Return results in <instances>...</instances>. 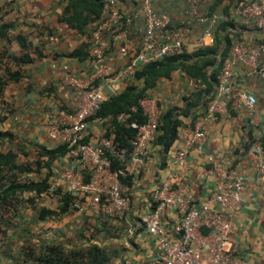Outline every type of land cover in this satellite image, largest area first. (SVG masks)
I'll return each mask as SVG.
<instances>
[{"label": "crops", "instance_id": "0c3cea01", "mask_svg": "<svg viewBox=\"0 0 264 264\" xmlns=\"http://www.w3.org/2000/svg\"><path fill=\"white\" fill-rule=\"evenodd\" d=\"M70 0H0L7 5L4 22L11 23L8 38H0V51L8 59L19 58L28 52L31 61L22 66L23 76L19 81L9 82L0 90V130L13 135V143H0V151L10 146H20L26 153H19L17 162L29 165L31 171L23 167L19 172L24 179L42 180L48 173L46 166L36 172L33 164L40 151L55 150L60 145L51 140L44 130L48 122L59 121L71 113L74 78L102 89L107 98L120 94L128 84L135 83V77L127 71L129 55L141 47L144 31V15L140 0H116L119 10L132 17L126 25L124 38H119V29L111 25L104 36L106 49L102 55H94L90 35L97 22L89 21L81 28L66 20L71 15L67 10ZM105 0H103L104 3ZM215 0H156L155 10L160 17L168 19L169 27L181 29L185 33L184 53L193 54L200 48L211 46L205 32L212 31L214 37L221 20L224 7L229 6L232 18L238 26V40L245 43L264 41V27H257L252 20H243L234 13V2L229 0L214 7ZM22 34L30 46L22 50L16 36ZM125 46L129 54L120 53ZM79 55H74L75 51ZM103 65L109 73H99ZM11 70L18 69L11 62ZM0 66V76L5 74ZM96 76V77H93ZM232 93L222 98L221 110L210 115L204 106L189 109L186 97L194 96L197 84L194 78L181 70H174L170 78L161 77L150 90L151 96L161 99L163 113L176 108L182 120L178 137L167 152L153 143L144 167L133 174L126 194L131 200L130 211L121 219L105 214L100 207L92 209L83 204L62 217L38 219L31 205L21 209L23 217L14 221L0 238V264H15L20 247L27 240L61 242L67 247L98 243L107 248L111 255L109 264H154L158 254L157 243L141 224V216L153 208L151 192L169 174L176 177V187L187 189L193 197V206L199 207L215 190L222 179V171L230 167L237 169L243 177L241 208L233 217L234 231L231 238L233 251L241 258L242 264H264V187L261 175L256 172L250 160L248 147L251 143L264 139V76L255 72L246 73L241 65L234 66L231 78ZM249 92L256 98L252 112L239 92ZM207 129V138L201 147L191 148L179 160L177 153L184 149L180 133L189 134L199 127ZM108 132L105 119L96 115L88 119L85 137L87 142L97 143ZM113 136V135H111ZM244 147V151L241 148ZM80 163L70 152L57 156L50 164L49 183L51 190L46 193L55 205L39 204L36 208L55 209L58 196L53 190H66L62 177L69 168L78 169ZM32 211L37 223L52 222L53 231L37 230L36 222L28 218ZM78 212L82 220L75 231L60 228L66 216ZM172 214H166L170 223ZM79 224V222H78Z\"/></svg>", "mask_w": 264, "mask_h": 264}, {"label": "built area", "instance_id": "2783aa9c", "mask_svg": "<svg viewBox=\"0 0 264 264\" xmlns=\"http://www.w3.org/2000/svg\"><path fill=\"white\" fill-rule=\"evenodd\" d=\"M144 15V31L141 47L129 55L127 71L132 73L142 66L159 61L166 56L184 53L185 33L181 29L169 27L168 19L160 17L155 10L156 0H140ZM234 13L243 20H252L259 28L264 27V0H236ZM132 22V17L123 14L116 0H105L102 18L95 25L90 35L94 55H102L106 49L103 39L111 25L119 29V38H124L125 26ZM242 28L239 26L238 31ZM205 37L214 43L212 31L207 30ZM120 53L128 55L125 46ZM241 65L246 73L255 72L264 76V41L245 43L235 40L230 48L229 57L225 61L215 98L208 106L210 115L219 112L222 98L232 93L231 78L234 66ZM99 73H109V69L101 65ZM96 77V76H93ZM74 92L72 95L71 113L59 121L48 122L44 130L48 137L59 143L74 146L70 153L78 159V169L65 170L62 177L66 190L74 195L82 194L93 205L116 218H123L131 208V200L126 194L123 178L140 171L149 156L152 144L159 135V122L163 115L161 99L148 96L139 101L140 108L147 120L144 123L132 122L131 127L137 133L133 141V149L128 158L123 152L114 149L110 137H102L98 143H83L88 119L96 115L107 100L102 89L77 78L72 79ZM243 99L252 110L256 98L249 92L236 94ZM125 118L124 114L120 115ZM185 148L177 153L182 160L191 148H199L207 138V129L199 127L189 134L180 133ZM126 159L122 168L113 169L107 151ZM244 147L241 151H244ZM251 163L261 175L264 187V139L251 143L248 147ZM89 180H85L86 174ZM222 179L214 192L199 207L193 206L191 193L176 187V177L169 174L151 192L153 208L141 216V224L155 238L158 254L154 264H242L241 258L231 247L234 231L233 217L241 208L243 177L235 168L222 171ZM78 209L82 208L79 201ZM166 214H172L170 223L165 221Z\"/></svg>", "mask_w": 264, "mask_h": 264}, {"label": "trees", "instance_id": "16d2710c", "mask_svg": "<svg viewBox=\"0 0 264 264\" xmlns=\"http://www.w3.org/2000/svg\"><path fill=\"white\" fill-rule=\"evenodd\" d=\"M225 1L215 0L214 7ZM234 1L236 0H229V3ZM229 6L228 4L224 7V19L220 22L219 31L216 32L211 46L200 48L193 54L169 55L142 66L134 74L135 83L128 84L120 94L107 98L102 104L96 116L107 121L108 132L105 136L112 138L116 151L123 152L128 158L137 133L136 129L131 127V123H144L147 120L139 101L151 96L150 90L157 85L159 78H170L174 70H181L194 78L197 84V92L194 96L185 98L186 107L189 109L198 105L208 109L210 102L216 96L220 74L229 57L234 37L239 39V26L232 18ZM6 8L7 5L0 3V38L3 39L8 38L9 30L13 27L11 23L2 21ZM103 8V0H70L67 10L71 15L66 20L81 28L82 24L100 19ZM16 39L23 51L29 48L30 43L25 36L18 34ZM73 54L81 55L78 50ZM30 61L31 57L27 51L19 58L13 59H8L5 52L0 51V66L5 67V74L0 76V90L11 81H19L23 76L22 66ZM10 62L18 66V69L11 70ZM121 114L125 115L124 119L120 118ZM181 125L182 120L178 117L176 108L168 109L161 116L159 135L154 143L160 145L163 152H167L177 139ZM12 139L11 132L0 130V143L12 144ZM87 140L88 137H83L80 142L86 143ZM73 147L60 144L55 150L39 152V158L33 163L36 166L35 171L39 172L43 166L49 169V173L40 181L21 177L19 172L22 167L28 172L31 169L29 165L21 166L17 162L20 152L26 155L20 146H10L6 151H0V238L5 236L14 221H19L23 217L21 209L24 205H31L36 210L38 219L41 220L53 216L62 217L78 209L76 204L80 198L68 190L61 189L53 190L58 196V205L55 209L47 207L37 209L35 206L37 198L51 190L49 183V176L52 173L51 162L57 156L69 153ZM107 155L111 159L113 169L125 166L126 159H120L109 150ZM85 180H89L88 173ZM122 180L128 185L131 175ZM110 258L107 248L98 243L67 247L61 242L27 240L21 245L15 264H109Z\"/></svg>", "mask_w": 264, "mask_h": 264}, {"label": "rangeland", "instance_id": "374dc122", "mask_svg": "<svg viewBox=\"0 0 264 264\" xmlns=\"http://www.w3.org/2000/svg\"><path fill=\"white\" fill-rule=\"evenodd\" d=\"M78 197L80 198V202L82 205L86 203V207L89 209H92L93 205L88 201V199H86V197H84V195L79 194ZM39 204H46V205L48 204L50 206H54L55 201L48 194H44L42 199H40ZM28 218L35 220V222H36L35 228H37V230L42 229L44 231H47V230L53 231L54 226H56L52 222L44 223V224L37 223L38 221H36V218H35V216L31 210L28 212ZM81 221L82 220L80 219V215L78 214V212H76V213L69 214L68 216H66V218H64L57 225H60L61 226L60 228H62V229L66 228L67 229L66 231H75L76 226H81L80 225V224H82ZM78 222H79V224H78Z\"/></svg>", "mask_w": 264, "mask_h": 264}]
</instances>
